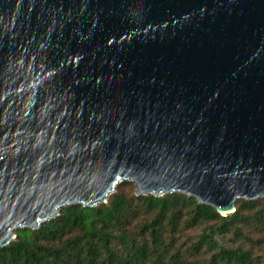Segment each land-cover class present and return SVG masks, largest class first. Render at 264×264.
<instances>
[{
    "label": "water",
    "instance_id": "95a60500",
    "mask_svg": "<svg viewBox=\"0 0 264 264\" xmlns=\"http://www.w3.org/2000/svg\"><path fill=\"white\" fill-rule=\"evenodd\" d=\"M128 179L264 198V0H0V247Z\"/></svg>",
    "mask_w": 264,
    "mask_h": 264
},
{
    "label": "trees",
    "instance_id": "16d2710c",
    "mask_svg": "<svg viewBox=\"0 0 264 264\" xmlns=\"http://www.w3.org/2000/svg\"><path fill=\"white\" fill-rule=\"evenodd\" d=\"M133 191L122 182L105 204L63 207L36 230L17 229L12 243L0 247V264H181L177 238L196 228L200 233L183 251L192 264H264L253 236L264 230V198L237 200L223 216L185 194Z\"/></svg>",
    "mask_w": 264,
    "mask_h": 264
},
{
    "label": "rangeland",
    "instance_id": "374dc122",
    "mask_svg": "<svg viewBox=\"0 0 264 264\" xmlns=\"http://www.w3.org/2000/svg\"><path fill=\"white\" fill-rule=\"evenodd\" d=\"M123 182H130L133 185V187H134L133 193L135 195V191H136L135 184L133 182H131V181H123ZM114 191H115V189H114ZM136 197H138V196H136ZM158 197H160V196H158ZM108 198H109V196H108ZM106 202H107V200H106ZM18 229H22V228H18ZM15 231H14V233H15ZM200 231H201V229H198V228H196V229H190V230H185L184 233H182V234H180L178 236L177 241H176V245L180 248V252L182 254V260H183V262L181 264H192L193 263L192 262L193 258L189 257L188 256V253L183 254V251L187 249V247L189 246L190 241L191 240H194L195 237L200 233ZM249 234H250V237H252V233L249 232ZM253 236L255 238H257V240L260 239V242L261 243H260V245H257L255 247V251L263 257V262H264V230L263 231H257L255 233H253ZM219 239H220V241H221L222 244H225V245H228L229 244L228 239H224V238H221V237Z\"/></svg>",
    "mask_w": 264,
    "mask_h": 264
},
{
    "label": "bare ground",
    "instance_id": "6f19581e",
    "mask_svg": "<svg viewBox=\"0 0 264 264\" xmlns=\"http://www.w3.org/2000/svg\"><path fill=\"white\" fill-rule=\"evenodd\" d=\"M127 179V178H126ZM128 180H130V181H133V180H131V179H128ZM119 181V180H118ZM159 193H163V191L162 192H159ZM171 193H180V192H174V191H170V193L169 194H171ZM187 192H183V194H185V195H187L186 194ZM109 194V192H107L106 193V195H108ZM142 194H144V193H142ZM147 195H151V194H153L151 191H147V193H146ZM180 194H182V193H180ZM188 196V195H187ZM191 197H194V198H198L197 196H195L194 194H192V196ZM237 200H245L243 197H235L232 201L234 202V203H236V201ZM79 201H75L74 203H78ZM81 203V202H80ZM95 204H98V202H95ZM60 206H62V205H60ZM224 215H227V214H225V213H223ZM39 223H40V221H39ZM20 227H23L22 225H20ZM15 227H12V228H8V230L6 231L7 233H11L12 232V230L14 229Z\"/></svg>",
    "mask_w": 264,
    "mask_h": 264
}]
</instances>
